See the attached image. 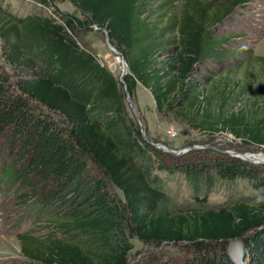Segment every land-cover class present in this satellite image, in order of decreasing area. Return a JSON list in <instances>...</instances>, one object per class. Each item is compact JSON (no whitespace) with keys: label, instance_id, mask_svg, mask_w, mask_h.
<instances>
[{"label":"trees","instance_id":"obj_1","mask_svg":"<svg viewBox=\"0 0 264 264\" xmlns=\"http://www.w3.org/2000/svg\"><path fill=\"white\" fill-rule=\"evenodd\" d=\"M66 1L81 17L57 8ZM244 1L187 0L189 10L181 17L170 12V0H33L37 11L25 16L0 5V58L15 76L12 82L0 64V193L4 184L19 182L32 197L39 195L40 209L63 202L60 194L78 193L95 214L63 209L67 218L49 223L63 239L20 235L28 264H128L130 248L110 245L105 236L118 215L111 214L103 180L121 192L118 209L140 241L192 248L198 258L181 264H237L227 250L231 241H240L246 264H264L263 167L227 153L181 159L153 146L128 113L119 78L77 40L94 26L107 31L127 63L123 80L132 101L141 84L159 114L264 149V97L253 101L255 109L232 110L225 107L228 82L214 81L230 71L224 60L229 66L239 62L238 50L229 49L230 37L217 26ZM11 150L8 161L5 152ZM154 170L177 172L196 202L206 201L218 185L240 184L261 195L216 208L162 212L156 209L164 194Z\"/></svg>","mask_w":264,"mask_h":264},{"label":"rangeland","instance_id":"obj_2","mask_svg":"<svg viewBox=\"0 0 264 264\" xmlns=\"http://www.w3.org/2000/svg\"><path fill=\"white\" fill-rule=\"evenodd\" d=\"M161 1L154 0V4ZM170 2L172 3L170 12L180 15V17L189 10L186 6L187 0H170ZM0 5L3 9L6 8L17 16H25L37 11L33 0H0ZM57 8L63 13H75L81 17V14L75 12L74 7L67 1L58 3ZM40 10L47 14L52 13V9L49 8H41ZM217 27L221 30V34L230 37L231 45L229 46L231 48L229 49L238 50L235 56L239 60L238 64L229 66V61L224 60L230 71L218 72L220 75L214 76V81L228 82L226 88L230 89L231 93L225 107L232 110H239L242 107L255 109L253 101L257 100L258 97H264L263 93L260 96L261 91L264 90V0H246L237 5L229 15L219 22ZM77 40L81 47L86 48L95 55L99 62L105 64L116 78L120 77L122 72L121 60L110 50L103 31L93 28L86 31L83 36L80 33ZM0 64L11 75V81H15L12 68L1 58ZM236 95L237 98H235ZM132 104L145 136L146 131L149 133L146 136L147 141L162 143L174 151H178L177 154L172 155L181 159L214 153L230 154V152L264 157L263 147L246 143L229 132L209 133L193 129L187 124L179 122L172 115L159 114L152 94L149 89L141 84H138L135 89V98ZM127 110L131 116H134L128 103ZM168 129H172L175 135L169 134ZM5 153L9 156L8 161H12L14 157L12 150ZM258 164L264 169V162ZM154 174L160 177V182L157 185L164 194L156 207L158 211L162 212L216 208L242 198L246 201H254L259 199L261 195V193L244 191V187L240 184L218 185L209 192L206 201L196 202L186 191L184 180L177 172L154 170ZM103 184L108 197V205L112 209L111 214L116 213L118 215L112 216L114 225L105 236L110 245L121 244L130 248L128 264H161L163 262L181 264L185 260L195 261L198 258L192 248L185 243L162 242L155 244L140 241L133 233L127 215L118 209L119 203L123 202L121 192L107 180H103ZM154 186L152 185V187ZM33 195L19 182L11 181L9 184H4L2 188L0 193V264H28L22 253L20 239L22 234H29L39 240H45V242L63 239L65 235L54 229L52 224H49L51 221L67 218V216L63 217V209L70 206L64 212H77L79 216L88 214L91 217L95 215L89 213L92 208L88 207V204L80 203L83 198L77 197L78 193L69 192L65 198L61 197L62 194H60V199L63 202L51 203L48 207L44 206V209H40L39 195L32 197ZM73 199L74 202H72ZM61 200L56 199V201ZM81 235L79 233L77 237L80 238ZM227 250L233 260H238L240 251H242L240 245L235 241L228 244ZM242 262L246 264L244 261ZM32 264L35 263L32 262Z\"/></svg>","mask_w":264,"mask_h":264},{"label":"water","instance_id":"obj_3","mask_svg":"<svg viewBox=\"0 0 264 264\" xmlns=\"http://www.w3.org/2000/svg\"><path fill=\"white\" fill-rule=\"evenodd\" d=\"M94 28H97V27L94 26ZM104 34H105L106 41H107V44H108L110 50L114 53L115 56H117V57L120 58V60H121V63H122V72H121V74H120L119 81L123 84L124 92H125V95H126L127 103L129 104L130 109L132 110L133 115H134L135 118L138 120V117H137L136 112H135V108H134V106H133V104H132V100H131V98H130V96H129V93H128V89H127V87H126V85H125V83H124V80H123L124 75L128 73V66H127V63H126L124 57L122 56V54H121V53L116 49V47H115V46L109 41V37H108L107 31H106L105 29H104ZM141 133H142L143 138H144L145 140H147V138H146V136H145V134H144V132H143L142 129H141ZM150 143H151L153 146H155V147H158V148H162V149H164L166 152L173 153V154H177V153H178V151H174L173 149H171L170 147H168V146H166V145H164V144H162V143H154V142H150ZM230 155H232V156H236V157H239V158H241V159H243V160H246V161H249V162H251V163H255V164H258V163H259V162H257V161H254L253 159L249 158V157L246 155V153H234V152H230ZM235 242H237V244L240 245V249L242 250L240 241H235ZM242 255H243V253H242V251H240L239 259H238V260H237V259H234V261H235L237 264H244V263L242 262Z\"/></svg>","mask_w":264,"mask_h":264},{"label":"bare ground","instance_id":"obj_4","mask_svg":"<svg viewBox=\"0 0 264 264\" xmlns=\"http://www.w3.org/2000/svg\"><path fill=\"white\" fill-rule=\"evenodd\" d=\"M247 155V154H246ZM249 158L256 160L259 163L264 162V157H253L252 155L248 156Z\"/></svg>","mask_w":264,"mask_h":264},{"label":"built area","instance_id":"obj_5","mask_svg":"<svg viewBox=\"0 0 264 264\" xmlns=\"http://www.w3.org/2000/svg\"><path fill=\"white\" fill-rule=\"evenodd\" d=\"M168 133L171 134V135H175V133L173 132L172 129H168Z\"/></svg>","mask_w":264,"mask_h":264}]
</instances>
